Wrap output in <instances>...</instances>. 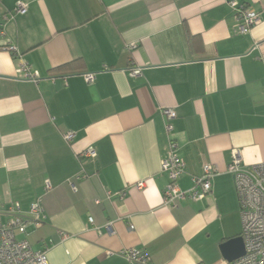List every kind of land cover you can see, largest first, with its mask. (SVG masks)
<instances>
[{
  "label": "crops",
  "instance_id": "0c3cea01",
  "mask_svg": "<svg viewBox=\"0 0 264 264\" xmlns=\"http://www.w3.org/2000/svg\"><path fill=\"white\" fill-rule=\"evenodd\" d=\"M229 1L0 0V208L41 198L43 222L23 239L49 264H136L121 255L131 248L147 264H228L220 245L242 226L226 166L233 150L264 162V0H237L261 17L243 35ZM8 44L37 82L16 75ZM170 141L180 188L216 168L205 198L174 208L161 170Z\"/></svg>",
  "mask_w": 264,
  "mask_h": 264
},
{
  "label": "built area",
  "instance_id": "2783aa9c",
  "mask_svg": "<svg viewBox=\"0 0 264 264\" xmlns=\"http://www.w3.org/2000/svg\"><path fill=\"white\" fill-rule=\"evenodd\" d=\"M228 3L233 8V27L236 34L249 33L261 21L259 11L252 9L249 5L237 0H231ZM26 9V3L17 1L12 12L25 13ZM0 33L3 34V30ZM2 48L17 59L15 67L17 76L33 82L39 80V72L22 59L14 44H8ZM135 48V43L127 45L128 50L133 51ZM127 72L129 76H138L142 71L139 66H136L130 67ZM82 76L88 83L95 79L94 72H87ZM160 112L167 120L176 116L173 108H161ZM165 129L167 132L172 129L168 122L165 124ZM73 137V132L63 134L66 142H70ZM94 153L92 148H88L84 155L92 156ZM184 168V160L178 155L175 142L170 141L165 156L161 160V170L167 174L168 178L163 203L169 207L174 208L180 201L186 199L199 201L211 192V179L216 174V168L212 164L206 163L202 166V173L192 178V186L188 189H182L178 185V179L184 172ZM226 171L234 181L241 218V236L245 247L244 255L228 264H264V162L245 164L238 150H233V157L227 164ZM68 183L75 190L73 182L68 180ZM137 187H143V183L139 182ZM50 188V183L46 182L45 190ZM44 217L41 198L33 201L25 212L21 210L18 202H9L7 206L0 208V264H49L46 249L35 250L27 240L16 238L17 234H25L28 226H40ZM89 221L92 222V218H89ZM129 228L132 226L130 225ZM62 235L65 237L64 234ZM121 255L133 263L147 264V256L140 250L131 248L121 252Z\"/></svg>",
  "mask_w": 264,
  "mask_h": 264
},
{
  "label": "water",
  "instance_id": "95a60500",
  "mask_svg": "<svg viewBox=\"0 0 264 264\" xmlns=\"http://www.w3.org/2000/svg\"><path fill=\"white\" fill-rule=\"evenodd\" d=\"M223 257L231 262L245 253L244 241L241 235L231 238L220 245Z\"/></svg>",
  "mask_w": 264,
  "mask_h": 264
},
{
  "label": "rangeland",
  "instance_id": "374dc122",
  "mask_svg": "<svg viewBox=\"0 0 264 264\" xmlns=\"http://www.w3.org/2000/svg\"><path fill=\"white\" fill-rule=\"evenodd\" d=\"M25 236L23 235V234H17V236H16V238L18 239V240H21V239H23Z\"/></svg>",
  "mask_w": 264,
  "mask_h": 264
}]
</instances>
